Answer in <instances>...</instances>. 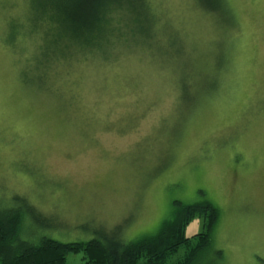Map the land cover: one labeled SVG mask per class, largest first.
I'll use <instances>...</instances> for the list:
<instances>
[{
	"label": "rangeland",
	"instance_id": "1",
	"mask_svg": "<svg viewBox=\"0 0 264 264\" xmlns=\"http://www.w3.org/2000/svg\"><path fill=\"white\" fill-rule=\"evenodd\" d=\"M65 1L0 0V200L38 210L31 243H129L157 233L175 202L210 203L224 258L200 264H264V0H145L164 42L151 46L137 0H118L133 38L107 60L65 51L42 86L34 73ZM170 36L182 45L164 58ZM192 82L203 93L190 107ZM201 232V218L186 230Z\"/></svg>",
	"mask_w": 264,
	"mask_h": 264
},
{
	"label": "trees",
	"instance_id": "2",
	"mask_svg": "<svg viewBox=\"0 0 264 264\" xmlns=\"http://www.w3.org/2000/svg\"><path fill=\"white\" fill-rule=\"evenodd\" d=\"M209 1L213 3L215 0ZM145 2L137 0L136 4H128L135 11L136 27L141 23L142 17L147 20L139 38L148 40L149 46L164 44L159 40L161 19L149 15L150 9ZM65 3L60 10L66 11L68 20L61 24V17L60 22H57L59 24H54L53 37L55 36L56 42L50 41V51L41 56L46 60L41 65L45 69H37L34 73L39 74L35 75V80L42 86L43 80L48 81L51 69L47 68L50 63L53 65L60 57L63 58L61 55L65 51L83 49L80 53L107 60L112 57L110 52L116 41L127 42L133 38V34L129 32L133 25L121 18V14L126 13V4L118 0H66ZM220 3L215 5L216 10H220ZM221 10L229 16L225 1L221 3ZM147 27L148 33L143 35ZM50 28L52 29L51 25ZM172 38L170 36L166 50L161 48L165 50L164 58L177 52L175 43L182 45V39L173 42ZM182 50H178L181 62L184 61ZM186 67L187 64H182L181 71L185 68L181 72L182 76H188ZM191 84L192 93L186 84L182 98L193 107L203 89L201 87V91L199 90V84ZM208 87L205 89L209 90ZM15 201L17 202L13 208L16 209L8 210L6 207L9 203L0 200V264H67L70 255H81L86 264H200L210 254L215 259L224 258L223 251L216 247L213 236L220 212L210 203L175 202L173 218L164 222L157 233L143 235L129 243H125L117 233H101L98 238L86 242L62 243L52 238L39 237L38 244H34L31 242L38 236L34 224L41 215L25 200L18 198ZM197 218L203 220V232L187 237L188 226Z\"/></svg>",
	"mask_w": 264,
	"mask_h": 264
}]
</instances>
